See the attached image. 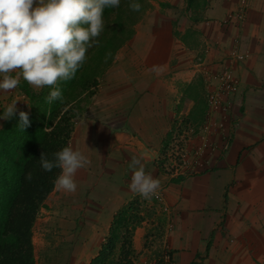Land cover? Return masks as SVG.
Returning <instances> with one entry per match:
<instances>
[{
  "label": "crops",
  "instance_id": "obj_1",
  "mask_svg": "<svg viewBox=\"0 0 264 264\" xmlns=\"http://www.w3.org/2000/svg\"><path fill=\"white\" fill-rule=\"evenodd\" d=\"M171 3L165 13L162 7L147 12L134 37L116 52L93 102L83 106L86 115L79 119L69 143L90 164L75 173V193L55 187L43 207L51 230H58L66 241H78V252L96 250L98 255L116 215L141 196L129 188L133 156L141 160L146 173L160 180L168 203L176 208L169 238L182 264L209 263L207 256L219 244L224 246L222 252H228L223 228L231 233L237 224L242 230L257 225V217L262 223L264 0H210L204 23L183 16L176 9L180 0ZM232 53L242 61L231 62ZM199 61L212 74L233 66L240 81L234 114L239 125L229 150L211 158L210 170L168 183L159 164L174 120L186 115L194 123L200 118L202 94L198 100L194 86L204 79L196 66ZM153 65L162 67L160 75L150 71ZM247 204L259 211L246 218ZM227 212L240 219L229 221ZM221 220L227 225L216 226ZM143 230L138 227L134 233L136 254Z\"/></svg>",
  "mask_w": 264,
  "mask_h": 264
},
{
  "label": "rangeland",
  "instance_id": "obj_2",
  "mask_svg": "<svg viewBox=\"0 0 264 264\" xmlns=\"http://www.w3.org/2000/svg\"><path fill=\"white\" fill-rule=\"evenodd\" d=\"M165 1H169L170 3L165 4L162 0H153L150 2L144 11L143 18L150 10L155 11L160 7H162L165 13L170 9L169 6H171L173 0ZM199 1L197 3L200 7H197L195 9L197 12H193L192 14H190V11L193 9L191 6L192 0H180L181 6L175 3V0L174 3L177 4L176 9L182 11L183 16L191 15V19L193 20L194 18L196 23H204L206 21L207 6L210 0ZM154 14L157 15V13ZM143 18L134 27L132 38L135 35L136 27L141 23ZM99 53L102 54V52ZM231 56V62L233 60L242 61L235 53H232ZM109 64L107 58L103 63H96V66L95 64L89 65L87 72L81 74L73 86L74 94H77L78 98L80 97L77 103L70 106L73 132L82 115H86L84 114L83 106L91 104V101L93 102V98L99 90L101 79L106 70L111 66ZM196 66L204 76L201 82L194 85L198 88V100L202 94L199 100V111L197 112L200 118L198 119L197 117L198 120L194 123L192 116L187 118L186 115L177 117L174 120L163 147L159 164L160 171L168 183L174 179L183 180L189 177H197L210 170L213 167V156L216 153L224 154L229 150L236 134L234 130L239 125V122L234 119V114L237 107L236 100L240 93V81L233 74V66L230 65L222 71H215L213 74L207 71V65L203 61H199ZM98 67L99 69H97ZM94 69L95 72L93 71ZM226 72L232 74L233 79L231 81L223 79L224 73ZM96 80H98L97 84L95 83ZM229 82L236 86V89L230 93L225 91L217 97V101L212 100V96L216 94L215 92L220 87L227 89L226 86ZM48 87L50 86L36 89L21 78L16 89L7 93L0 91V117L3 116L7 106L15 101H17V111L13 116L19 115V111H25L29 115L34 112L38 113L42 107L45 108V102L42 99L45 94L48 96L46 92L44 93ZM84 87H86L85 91L82 89ZM54 88H56V85L51 86L50 89L53 90ZM68 92L69 90L63 95L62 102H69L66 96ZM43 111L46 113V123H48L50 114L46 109ZM65 112L66 109L61 113L57 121L64 117ZM10 119L0 118V129ZM132 203L134 204L129 208L128 206ZM43 209L38 214L34 226L33 245L36 264H91L92 260L97 257L95 255L96 250L85 249L84 251L81 250L78 252L77 247L79 242L74 240L66 241L64 235L59 234L60 232L58 230H51L52 227L48 221H45ZM175 209L168 203L163 187L160 185L150 199L139 196L138 199H134L120 211L123 214L126 211L129 217L133 216L138 220H142L141 224L137 226V228L144 229L141 236L142 247L138 251V254H136L135 264H182L180 255L174 251L169 238V235L175 229ZM255 211L259 210L247 204L243 212V217L247 218L250 216V213H254ZM232 212H227L229 221L235 219L237 222L240 219L239 215L233 213V217ZM261 216L262 223H259L260 219L257 217V225L243 226L244 228L242 230L237 224L234 225L236 230H232L231 233H227L223 228L221 235L223 242L227 243L228 248L226 250L231 249L224 253L222 252L224 246L219 244V249L210 258L209 255L207 256L206 259L209 260V263L205 262V264H264V210ZM221 221L216 222L215 225H221V227L227 225ZM74 244H76V247ZM132 245L134 246L133 239ZM201 264H204V262Z\"/></svg>",
  "mask_w": 264,
  "mask_h": 264
},
{
  "label": "trees",
  "instance_id": "obj_3",
  "mask_svg": "<svg viewBox=\"0 0 264 264\" xmlns=\"http://www.w3.org/2000/svg\"><path fill=\"white\" fill-rule=\"evenodd\" d=\"M152 1L120 0L119 7L105 8L104 30L96 38L99 43L88 48L86 59L73 79L60 80L56 84L62 98L69 90L66 95L69 102H62L61 99L48 106L45 94L42 99L45 108L29 115L30 126L19 128V115H15L0 129V264H36L33 245L35 222L45 201L54 191V181L61 172V169L55 167L45 171L40 156L43 153L48 160H53L54 153L69 147L73 133L70 106L80 100L73 90L78 77L87 72L91 64L96 66V63H103L107 58L112 63L116 51L132 38L134 27L143 18L144 11ZM198 1L192 0L191 6L200 7ZM133 2L142 5L138 12L129 8ZM50 88L44 93L49 95L52 90ZM82 89L85 91L86 87ZM44 109L50 114L48 123ZM65 109L64 117L57 121ZM133 204L128 207L131 208ZM141 222L133 216L129 217L126 211L124 214L118 213L110 237L91 264H135L136 253L132 239Z\"/></svg>",
  "mask_w": 264,
  "mask_h": 264
},
{
  "label": "clouds",
  "instance_id": "obj_4",
  "mask_svg": "<svg viewBox=\"0 0 264 264\" xmlns=\"http://www.w3.org/2000/svg\"><path fill=\"white\" fill-rule=\"evenodd\" d=\"M119 4L120 0H0V91L16 89L21 78L36 89L73 79L88 48L99 43L96 38L104 30V9ZM141 7L140 3L129 4L132 11L138 12ZM150 71L160 75L163 69L153 65ZM61 99L59 88L45 97L48 104ZM16 102L7 106L0 118H12L17 111ZM28 126L29 113L19 111L18 127ZM53 156V160H48L41 154L42 168L61 169L54 181L56 189L75 193V173L90 161L72 147H64ZM129 168L130 190L150 199L160 187V180L146 173L136 156L131 158Z\"/></svg>",
  "mask_w": 264,
  "mask_h": 264
},
{
  "label": "built area",
  "instance_id": "obj_5",
  "mask_svg": "<svg viewBox=\"0 0 264 264\" xmlns=\"http://www.w3.org/2000/svg\"><path fill=\"white\" fill-rule=\"evenodd\" d=\"M223 79L231 81L233 79V76H232V74L230 72H226V73H224ZM226 87H227V89H223V88L220 87L215 92L216 94H214L212 96V100L217 101V97L220 96V95H222L225 91H227V92L230 93V92H233L234 89H236V86H234L230 82H229V84Z\"/></svg>",
  "mask_w": 264,
  "mask_h": 264
}]
</instances>
